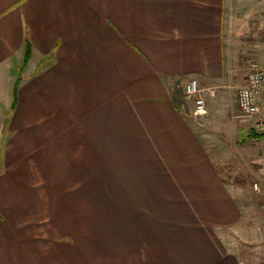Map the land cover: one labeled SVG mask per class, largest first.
I'll list each match as a JSON object with an SVG mask.
<instances>
[{
  "label": "crops",
  "instance_id": "crops-1",
  "mask_svg": "<svg viewBox=\"0 0 264 264\" xmlns=\"http://www.w3.org/2000/svg\"><path fill=\"white\" fill-rule=\"evenodd\" d=\"M253 60L263 0H0V264H264L250 183L264 168L225 183L184 92L192 77L220 89L206 113L226 101V132L264 148L236 100ZM26 132L62 140L31 147ZM72 170L109 213L89 236L36 193Z\"/></svg>",
  "mask_w": 264,
  "mask_h": 264
},
{
  "label": "rangeland",
  "instance_id": "rangeland-1",
  "mask_svg": "<svg viewBox=\"0 0 264 264\" xmlns=\"http://www.w3.org/2000/svg\"><path fill=\"white\" fill-rule=\"evenodd\" d=\"M253 62H260L259 60H253L250 62L248 66V72L250 70L251 64ZM224 99H226V86L224 88ZM216 96L220 95V89H214ZM237 92V91H236ZM213 95V96H214ZM207 96L212 97L211 95L207 94ZM223 97V96H222ZM205 101L206 96L204 95ZM225 101V100H224ZM210 103V102H209ZM208 103V104H209ZM207 104V108L209 105ZM216 107V106H215ZM211 109V108H210ZM209 115V116H208ZM209 117V119H207ZM198 119L201 123L203 129L204 136L208 143V148L210 150V155L214 161H216L218 165V169L223 181L226 183V180H247L250 179V175L257 172L259 169L264 168V148L260 145L259 142H251L247 140L245 142L244 137L245 134L242 132H226V101L220 104L216 110L212 107L210 114H198ZM230 121V120H229ZM252 126H253V119H252ZM254 129V127H253ZM255 130V129H254ZM12 132H4L3 136V143L6 146H9L10 135ZM249 132H246V135ZM257 133V132H256ZM253 132V134H256ZM28 136V143L32 141V146H40L46 147L49 143L45 144L50 139H58L62 140V136L59 135L58 132H26ZM42 162V161H40ZM45 163V162H44ZM42 168V175L37 180L41 182V180H45L47 167ZM263 171V170H262ZM52 175V174H51ZM50 176V175H49ZM247 176V178H245ZM59 179V178H58ZM80 179L77 173V170H72L70 172L64 171L60 180H64L65 184H44L40 183L35 185L36 193H39L38 197L40 200L45 202V200H50L51 198V209L58 210V208H62L69 210L72 215H75L77 219H81L82 224L85 222L87 226V236L92 235L94 233V224L95 219L100 217L102 219L103 216L109 214L108 212H103L101 216L99 214L101 211L95 210V202L87 197H82V193H84V187L86 192H94V185L93 186H82L81 184H76L75 182ZM56 180V177L53 179ZM68 180L74 181L72 184H66ZM256 178H251L250 183L252 184L254 181H257ZM37 181V182H38ZM45 182V181H44ZM259 182V181H257ZM264 184V182H262ZM109 187V186H108ZM252 188V186H251ZM252 190V195L255 196L251 201L258 198V194ZM67 192L69 193V198L66 199V195L57 197V195H53V193L57 192ZM35 193V194H36ZM35 194L33 196H35ZM61 199V200H59ZM258 200V199H257ZM41 201V206H42ZM103 203V207L109 208V202H99ZM256 204V203H255ZM64 205V206H63ZM259 205V204H258ZM97 207V206H96ZM42 208V207H39ZM98 208V207H97ZM250 251V255H251ZM258 255V254H257ZM254 256V253H252ZM256 260L261 259L263 255L255 256ZM254 258V257H252ZM255 260V258H254Z\"/></svg>",
  "mask_w": 264,
  "mask_h": 264
},
{
  "label": "built area",
  "instance_id": "built-area-1",
  "mask_svg": "<svg viewBox=\"0 0 264 264\" xmlns=\"http://www.w3.org/2000/svg\"><path fill=\"white\" fill-rule=\"evenodd\" d=\"M214 89V87L201 86L195 77L184 83L185 95L193 101L196 114L206 113L204 94L213 96ZM236 100L240 114L252 118L254 129L264 133V63L253 62L251 64L244 85L237 89ZM252 189L260 197V206L264 216V184L254 181Z\"/></svg>",
  "mask_w": 264,
  "mask_h": 264
},
{
  "label": "trees",
  "instance_id": "trees-1",
  "mask_svg": "<svg viewBox=\"0 0 264 264\" xmlns=\"http://www.w3.org/2000/svg\"><path fill=\"white\" fill-rule=\"evenodd\" d=\"M29 56H30V45L27 42L26 50H25V53H24V56H23V61H22V68L25 66L26 62L28 61ZM19 82H20V77H18L16 79V81L14 83V86H13V90H12V93H13V101H12V105H11L12 107L15 106V90H16V87L19 84Z\"/></svg>",
  "mask_w": 264,
  "mask_h": 264
}]
</instances>
